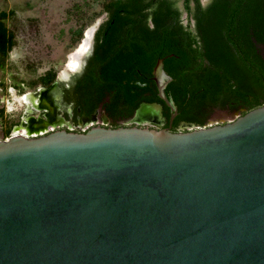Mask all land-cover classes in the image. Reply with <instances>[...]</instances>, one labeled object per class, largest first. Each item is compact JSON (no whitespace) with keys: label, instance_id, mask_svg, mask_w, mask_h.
Instances as JSON below:
<instances>
[{"label":"water","instance_id":"95a60500","mask_svg":"<svg viewBox=\"0 0 264 264\" xmlns=\"http://www.w3.org/2000/svg\"><path fill=\"white\" fill-rule=\"evenodd\" d=\"M153 79L172 124L163 58ZM161 109L142 103L131 122ZM0 264H264V105L177 132L1 139Z\"/></svg>","mask_w":264,"mask_h":264},{"label":"trees","instance_id":"16d2710c","mask_svg":"<svg viewBox=\"0 0 264 264\" xmlns=\"http://www.w3.org/2000/svg\"><path fill=\"white\" fill-rule=\"evenodd\" d=\"M102 10L106 18L95 32L94 52L77 75L83 113L102 104L114 121L125 120L142 102H159L169 119L153 79L159 58L172 77L165 92L178 109L172 132L181 122L203 127L214 107L249 101L243 115L264 105V0H183L182 8L177 0H106ZM9 15L0 11V69L15 44ZM55 78L49 70L32 86Z\"/></svg>","mask_w":264,"mask_h":264},{"label":"rangeland","instance_id":"374dc122","mask_svg":"<svg viewBox=\"0 0 264 264\" xmlns=\"http://www.w3.org/2000/svg\"><path fill=\"white\" fill-rule=\"evenodd\" d=\"M105 1L0 0V11L10 13L5 21L15 40L6 65L0 69V126L22 114L24 96L31 94L33 82L41 75L50 70L66 80L79 72L81 67H67L69 57L86 38L85 32L106 18L102 10ZM177 2L182 8L183 0ZM201 2L206 4L207 0ZM182 17L186 22L185 13ZM260 51L264 54L263 46ZM212 118L224 120L230 115L215 112Z\"/></svg>","mask_w":264,"mask_h":264},{"label":"flooded vegetation","instance_id":"af4514ba","mask_svg":"<svg viewBox=\"0 0 264 264\" xmlns=\"http://www.w3.org/2000/svg\"><path fill=\"white\" fill-rule=\"evenodd\" d=\"M184 13L186 15V22L183 17L182 20L184 24H187L189 19L187 13ZM192 23L193 22L191 21V24ZM92 36L93 39L92 37L90 38L89 48L87 52L79 58V67H81L79 72L76 74H72L66 80H60L56 77L48 85L38 83L37 85L32 86V95L28 93L24 96V98L26 97L27 99H24L26 108L23 110L22 114H20L17 119L10 120L8 123H4V125L0 126V140L18 133L24 134L26 136H39L60 129H65L67 131L73 132H81L97 125L113 127L115 123L118 126L138 125L148 126L151 128H169L172 131V129L174 128V124L173 122L172 124H170V117L169 119H167L164 116V107L159 102H152L159 103L162 106V116L158 122H155L152 119H145L139 122H131L135 112L131 117L125 120L120 119L114 121L105 112L102 104H100L92 114L83 113L82 107L79 105L76 98V86L78 83L77 75L83 72L88 58L94 52L95 33L94 35L92 34ZM85 37L86 35L84 36V38ZM260 46L263 45H259V48ZM262 55L264 57L263 53ZM247 102L249 101L244 102V105H240L238 108L234 109L214 107L212 111L206 115L203 125L208 126L213 124L225 123L237 118L246 110L247 107L245 104ZM215 112H226V114L230 115V118L224 120H213L212 117ZM193 126V124L181 122L178 126H176V129L177 131L188 130Z\"/></svg>","mask_w":264,"mask_h":264},{"label":"bare ground","instance_id":"6f19581e","mask_svg":"<svg viewBox=\"0 0 264 264\" xmlns=\"http://www.w3.org/2000/svg\"><path fill=\"white\" fill-rule=\"evenodd\" d=\"M93 30H94V27H91L90 29L87 30V32H85L86 38L84 39L80 47L74 53L70 55L69 62L67 64V67L70 70H75L79 67V64H80L79 58L84 54V51L87 50L88 41L90 37H92ZM24 99H27V98L25 97Z\"/></svg>","mask_w":264,"mask_h":264}]
</instances>
